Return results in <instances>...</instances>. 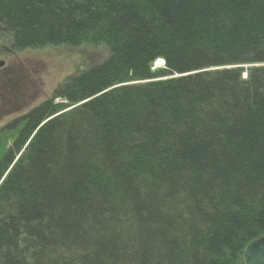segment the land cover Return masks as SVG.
<instances>
[{
    "label": "trees",
    "instance_id": "obj_1",
    "mask_svg": "<svg viewBox=\"0 0 264 264\" xmlns=\"http://www.w3.org/2000/svg\"><path fill=\"white\" fill-rule=\"evenodd\" d=\"M0 26L15 49H109L7 125L0 264H244L264 236V0H2Z\"/></svg>",
    "mask_w": 264,
    "mask_h": 264
},
{
    "label": "rangeland",
    "instance_id": "obj_2",
    "mask_svg": "<svg viewBox=\"0 0 264 264\" xmlns=\"http://www.w3.org/2000/svg\"><path fill=\"white\" fill-rule=\"evenodd\" d=\"M108 56V47L92 44H83L79 47L62 45L15 49L13 48V37L0 26V61L5 62L0 68H11L19 74H27V69H30L29 63H31V68L38 71L37 73L30 71L28 76L19 75L15 78L10 76V81L6 84L18 87L30 78L31 81L36 80L39 84L38 89H40V97L31 104H25L26 106L19 110L9 111L14 104H0V158L12 146L22 128L21 126L17 130L8 131L7 125L43 102L51 100L55 97L56 90L71 77L78 75L93 64L104 61ZM19 69L22 71L19 72ZM63 102L60 99L55 100V104Z\"/></svg>",
    "mask_w": 264,
    "mask_h": 264
},
{
    "label": "flooded vegetation",
    "instance_id": "obj_3",
    "mask_svg": "<svg viewBox=\"0 0 264 264\" xmlns=\"http://www.w3.org/2000/svg\"><path fill=\"white\" fill-rule=\"evenodd\" d=\"M29 67L30 69H27L28 73H30V71H33L34 73L38 72L31 68V63H29ZM21 71L22 69H19V72ZM27 74H19L15 69L11 68H0V104H14L13 108L9 109V111L15 109L19 110L27 104H31L37 100L38 97H40V89H38L39 84H37L36 80L31 81L29 78L18 87H12L6 84L10 81V76L15 78L19 75L28 76ZM29 75L32 76V74Z\"/></svg>",
    "mask_w": 264,
    "mask_h": 264
},
{
    "label": "water",
    "instance_id": "obj_4",
    "mask_svg": "<svg viewBox=\"0 0 264 264\" xmlns=\"http://www.w3.org/2000/svg\"><path fill=\"white\" fill-rule=\"evenodd\" d=\"M2 0H0L1 2ZM4 61H0V67H3ZM165 65V61H164ZM159 64H155L154 72L159 69ZM244 264H264V236L251 242L244 250L243 256Z\"/></svg>",
    "mask_w": 264,
    "mask_h": 264
},
{
    "label": "bare ground",
    "instance_id": "obj_5",
    "mask_svg": "<svg viewBox=\"0 0 264 264\" xmlns=\"http://www.w3.org/2000/svg\"><path fill=\"white\" fill-rule=\"evenodd\" d=\"M164 61L165 60H163V59H158V61L156 62L157 64H159V66H161V67H164L165 65H164ZM155 63V64H156ZM163 64V65H162ZM165 64H166V62H165ZM155 67V66H154ZM160 68V67H159Z\"/></svg>",
    "mask_w": 264,
    "mask_h": 264
}]
</instances>
